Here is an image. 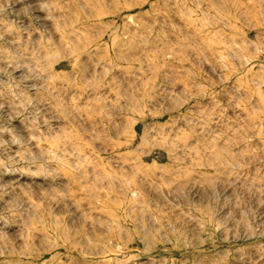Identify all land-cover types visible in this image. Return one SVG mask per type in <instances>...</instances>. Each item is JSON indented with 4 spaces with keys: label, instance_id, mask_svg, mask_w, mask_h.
Instances as JSON below:
<instances>
[{
    "label": "rangeland",
    "instance_id": "obj_1",
    "mask_svg": "<svg viewBox=\"0 0 264 264\" xmlns=\"http://www.w3.org/2000/svg\"><path fill=\"white\" fill-rule=\"evenodd\" d=\"M0 264H264V0H0Z\"/></svg>",
    "mask_w": 264,
    "mask_h": 264
}]
</instances>
